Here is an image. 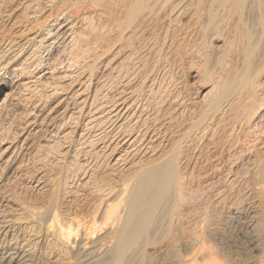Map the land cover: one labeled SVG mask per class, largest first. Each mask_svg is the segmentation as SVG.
<instances>
[{
	"label": "bare ground",
	"instance_id": "6f19581e",
	"mask_svg": "<svg viewBox=\"0 0 264 264\" xmlns=\"http://www.w3.org/2000/svg\"><path fill=\"white\" fill-rule=\"evenodd\" d=\"M5 1L10 4L14 0ZM59 1L61 2L21 0L19 2L22 8L25 7L28 11L24 14L26 19H12L9 12L0 28V61L5 65H14L11 83L13 90L38 91L46 100L57 98L51 111L43 115L34 107L23 115L17 126L8 130L7 134L5 132L6 135H1L2 131L0 133V264H40L42 258L49 260L51 264H59V260L62 263L63 260H73L64 262L68 264H136L138 244L142 247L160 244L164 239L177 259L172 260L171 256L170 264H199L198 260H205L203 264H239L217 261L212 256L214 253L210 251L211 247L209 249L205 245L209 239L203 228L189 231V235L187 230L188 239L185 238V230L182 228L180 231L179 225L177 226L179 223L175 222L178 218L172 212L177 201L184 195L182 190L186 183V188H189V183L184 180L186 173L183 168L193 160L197 148L196 145H187V142L194 144L195 141H198L199 147L209 156L208 171L218 173L215 176L216 183L212 179L211 183L207 182V175L203 176V186H207L208 191L210 184H217L219 187L218 191L211 194L212 198L210 194L207 195L216 205L227 197L224 188L231 186L233 190L238 181L236 173L233 176L229 169L223 174L225 165L233 166L238 159L248 157L250 148L262 150L254 160L251 159V164L256 165L255 174L250 178L248 173L243 174V179L249 183V189L243 195L245 200L251 195L254 200L252 204L256 207L264 203V148L257 146L258 143L264 144V128L261 125V118L264 117V89L260 90L263 86L259 85L262 83L257 79L260 74L264 76V48L257 55L254 52L260 47V41L264 42V0H73L69 5H59ZM47 5L49 8L44 10ZM80 6L86 10H80ZM9 10L13 11L12 8ZM188 13L195 19V24L201 23L202 29L206 31L210 27H217L220 22H227L228 18L233 20L234 16H237V21L246 19L249 22V18L255 17V21L251 23L252 28L259 25L260 32L257 30L259 34L256 36L255 32L247 30L245 33L250 41L246 46L243 44L245 48L241 66L233 64L235 68L233 67L229 76H219L212 80L208 90L202 95L199 93L200 104H206V108L191 118H186L185 123L178 122L174 126L169 121L166 125L156 113L153 114L149 109L147 112L143 110V103L152 88L146 85L148 75L144 77L142 84L139 83L141 86H138L136 51L139 50L140 41H145L144 33L161 38L163 45L167 41L172 44L179 40L185 42L189 26L182 23L172 25ZM93 23L96 26L94 29L100 30L98 35H104V40L99 38L101 42L98 39L100 44L95 46H92V34L85 38V28L91 26L93 29ZM54 24L55 27H52ZM108 32H113L111 37ZM254 35L256 38L253 42L251 37ZM81 41L84 43L83 47L82 44L78 47L83 48L84 59H80L82 56L65 57V50L79 45ZM29 46H34L38 52L35 61L31 60L30 54L25 56V49ZM111 51V58L107 63L103 62L99 75L94 77L96 61L106 58ZM17 60L20 63L13 64ZM130 60L134 69H128ZM256 90L259 92L256 93ZM9 94L12 95L5 92L0 102H5ZM254 97L260 101L259 113L250 111V115L247 109L254 107L248 103L249 99L254 103ZM172 101L184 103L177 97ZM37 104L40 102L37 101L34 106ZM60 104L64 107L59 113ZM53 108L56 110L52 111ZM231 109L232 112L239 110L244 118L246 110V123L242 124L243 117L240 119L237 116L225 120L224 115H228ZM254 110L256 111L255 108ZM181 111L184 112V109ZM58 113L62 121L56 122ZM183 114L180 112L178 115L183 117ZM79 123H82V127L78 126ZM106 124L110 125V130L103 133V126ZM48 129L50 133H44L43 141L35 146L44 158L35 157L36 160H33L34 155L27 158L29 150L36 144L34 140ZM78 131L79 143L76 149L72 147L76 151L70 165L77 174L73 178L74 182L68 179L67 186L61 188L57 180L58 183L53 185L54 178H47L44 173L47 166L41 161L48 160L46 158L50 154L59 161L60 155L66 154L62 142ZM30 140L32 142L29 143ZM231 152H235L237 158L231 160ZM81 154L83 160L80 159ZM181 160L183 167L180 166ZM204 161L207 163V160ZM99 171L110 174L108 181L99 182L106 178L100 177ZM123 173L131 174L129 183L122 181L125 176L124 174L122 177ZM18 185L21 187H17ZM61 191L62 201L65 203L62 206L59 205ZM204 191L206 192V188L200 190V195L202 192L204 196ZM40 192L49 196L48 205L43 202L37 205L33 193ZM231 193L236 198L240 192ZM76 201L78 203L73 206ZM210 202H207V207H210ZM207 207L205 208L208 209ZM194 216L189 215V221H192L195 229L200 221ZM166 224L169 226L165 228L167 233L171 230L169 237H166L167 233L163 229ZM180 241L181 250V247L176 248ZM36 246L41 247V250L36 252ZM161 247L159 245V249ZM140 252V256L145 259L146 251ZM142 258L140 263L146 264L148 261L145 263ZM262 263L264 251L259 260L245 264Z\"/></svg>",
	"mask_w": 264,
	"mask_h": 264
},
{
	"label": "rangeland",
	"instance_id": "374dc122",
	"mask_svg": "<svg viewBox=\"0 0 264 264\" xmlns=\"http://www.w3.org/2000/svg\"><path fill=\"white\" fill-rule=\"evenodd\" d=\"M19 1H21V0H16V1L14 0L10 4L9 3L7 4L5 0L4 1L0 0V28L2 26L3 20L7 18L6 16H7V14L9 12L11 13L10 15L12 16V19H19V20L23 19L22 21H24V19H26L24 17V14H25V11H26L24 9L25 7L22 8V4ZM70 1H73V0H63L64 3L61 0L62 4L59 1V5H66V4L69 5V4H71ZM57 5H58V3H57ZM10 8H12L13 11H10L9 10ZM47 8H49L48 5H47V7L44 10H46ZM79 9L83 10V11L86 10L84 7L82 8L81 6H80ZM21 11H23V12L21 13ZM27 12L28 11H26V13ZM20 16H23V17H20ZM236 19H238L237 16L236 17L234 16L233 20L232 19L229 20V18H228V19H226V21L229 24L227 22H225V21H224L225 23L224 22H220V25H221L222 28L220 27V25H218L217 27H215V26L210 27L209 31H208V29L206 31V30L202 29L203 25L201 23L199 25L195 24V19H192L191 18V13H188L187 15L183 16V18H179L178 22L175 21L176 23H173L172 26L177 25V23L178 24L182 23L183 25L186 24V25L189 26V31H187L189 34L186 32V36H185V39H184L185 42L183 40L182 41L179 40V41L174 42L173 44L167 41V43L163 45L162 41H161V38H158L157 36L153 37L150 33H144V35H143L144 37L143 38H145L146 42L144 40H143L144 43L140 41V44H143V45H140V44L138 45V49L139 50L136 51V57L137 58L135 59L136 65L138 64L137 65V69H138V86H141L140 84H142V80H144V77L147 76V75H148V80L150 82L154 80V82L149 83V81H148L146 83V85H150L151 86L152 90H151V92H149V95L146 97V99H145V101L143 103L144 112H147V111L150 110L153 114L156 113V116L163 123H165L166 125L170 121L171 122L170 124L175 126L176 123H178V122L185 123L186 122L185 121L186 118H191L192 116L195 115V113L197 114L199 111H201L202 109L206 108L205 107L206 104H200V101H199L200 98L199 97L206 90H208V88L212 84L211 83L212 80L214 81L219 76H221V77L222 76L223 77L229 76L231 71H232V69H233V67L235 68L236 64L238 66H241V64H242V60L241 59L243 57V50H244L245 46L247 45L248 41H250V39L249 40L247 39L248 37L246 36L245 32H247V30L250 31V32L251 31L255 32L256 34L255 33L254 34L256 36L260 32V26L259 25L256 24V26H253V28H252V24L251 23H252L253 20L255 21V17L253 19L249 18L250 22L247 21L246 19L244 21H237ZM233 22H234V24H233ZM240 23H242V24H240ZM224 24H226V25H224ZM55 25L56 24H54L52 27H55ZM93 25H94L93 26V29H94L96 27L95 23H93ZM223 25H224V27H223ZM191 26H193V27H191ZM250 26H251L252 29L250 28ZM90 27L91 26H88L87 29L85 28V30H87V31L84 30L86 32L85 38L89 37L92 34L90 36L92 38V40L90 38V40L92 42V46H95L96 44H100V42H101L100 39H102V41H103L104 40V38H103L104 35H101L102 37H100V35H98L100 30H97L98 31V33H97V31L95 29H94L95 30V32H94L92 27L91 28ZM214 29H215V31H214ZM233 29H234V31H233ZM191 30H193V32ZM108 33H109L108 36L111 37L112 36L111 33H113V32H108ZM95 34L98 36V38H97V36ZM153 35H156V33L153 34ZM255 35L253 37H251V38L252 39L256 38ZM1 36H2V33L0 32V37ZM181 36H182V34H181ZM243 36H245V37H243ZM81 37L84 38L83 35ZM149 37H150V39H149ZM228 37H230V38H228ZM96 39L97 40L99 39L100 42L98 40V42H99L98 43ZM154 39H156V41ZM254 41H255V39L253 40V42ZM229 42H230V44L232 46L229 44ZM260 43L261 44H259V45H260L261 48L258 46L259 49L257 48V50L254 51L256 53V55L261 53V51L263 52L262 48H264V42L260 41ZM80 44H82V46ZM83 44L84 43L81 41V42H79V45H77V46H75L73 48L71 47V49L65 50V57H67V58H78L79 57L80 58L82 56L83 58H80V59L81 60L84 59V55L85 54H84V52L82 50L83 48H81V47H83ZM78 46H81V47H78ZM79 48H80V50H79ZM25 50L27 52V53L25 52L26 53L25 56H27V54L28 55L30 54L31 60L35 61L36 58L38 57V52H37L36 49H34V46H29ZM258 50H260V51H258ZM195 53L197 55H195ZM255 53H253V54H255ZM71 54H72V56H71ZM82 54H84V55H82ZM111 54H112V51L109 54L106 55V58H103L102 60H97L96 61V64L94 65V71H95L94 72V77H97L99 75L98 71L100 69H102V66L104 65L103 62L107 63V61L111 58L110 57ZM205 55H207V56H205ZM256 55H254V56H256ZM238 59H240V60H238ZM131 61L132 60H130V62ZM17 63H20V61L17 60L13 64H17ZM228 63L230 65H228ZM233 64H235V65L233 66ZM143 65H145V66H143ZM13 66L14 65H9V64L5 65L4 63H2L0 61V101L3 98V94L5 92H10L12 94V95L9 94L10 96H8V98H7V100L5 102H3V103L0 102V133L2 131L3 134L1 133V135H3V136L7 134L8 130H10L11 128L17 126L19 124L20 120L22 119L23 115L25 113L29 112V110H32L34 107H36L39 110V112L44 115V114H46L45 112L51 111L50 108L54 107L56 105L55 103L57 101V98H55V97L54 98H50L49 100H46L45 98H43L42 93H40L38 91H23V90L20 91V90H17V89H15V91H14L13 90L14 86L11 85V83L13 81L12 80L13 79V76H12V74H13L12 73L13 72V70H12ZM132 66H133V63L131 62L129 64V68L128 69H131ZM205 66L207 67V70L205 69L206 68ZM227 67L229 68V70H228ZM219 68L220 69L222 68V69L220 70ZM132 69H134V68H132ZM211 73H212V75H211ZM208 77H209L210 81L208 80ZM259 77L260 78H257V79L260 81L259 83H262V84H259V85H262L264 87V76H263V74H262V76L260 74ZM152 85H153V87H152ZM263 87H260V90L264 89ZM155 88H157V90ZM148 89H149V86H148L147 90ZM11 90H13V91L11 92ZM143 91L144 92L146 91V87L143 89ZM200 91H202V92H200ZM252 91H253V89L250 92L252 93ZM258 92L259 91L256 90V93H258ZM199 93H201L200 96H199ZM176 97L179 98L180 101L183 100L184 103L178 104V102L175 103L174 101H172L173 98H176ZM254 99H255V97H254ZM37 101L40 102V104H37V106H34V105H36ZM198 101H199V104H198ZM251 101H253V100L249 99V103L248 104H251V105L253 104V107L256 109V111L254 110V108L250 109V110L247 109L249 111V114L250 115L252 113L258 114L259 113V109L258 108L260 106L259 105L260 101L257 100V98L255 99L254 103L253 102L251 103ZM248 104H247V106H249ZM58 107H59L58 112L60 113V111L62 110L64 105L60 104ZM151 108L153 110H151ZM183 109H184V112L181 111ZM234 109H237V108H234ZM54 110H56V108L52 109V111H54ZM238 111L237 110H233V112H232V109H231L230 111H228V115L225 113L226 114V115H224L225 120H227L226 118L230 119V117L231 118L232 117L235 118L236 116L238 118H240V117L242 118L243 116L241 115V113H239L240 111L239 112ZM250 111H252V113ZM178 112L179 113L182 112V114L184 113L183 117L179 116ZM236 112H238V113H236ZM59 113H58V116L55 119L56 122L58 120L62 121V119L59 117ZM189 114H191V115H189ZM232 114H234V115L232 116ZM246 114H247V112L245 110L244 111L245 118L244 117L242 118L243 119L242 120V124L246 123V120H248ZM180 118H182V120H179ZM261 125L264 128V117L261 118ZM78 126L82 127V123H79ZM109 126H110L109 124H106V126L105 125L103 126V133H108V131L110 130ZM104 128H105V130H104ZM49 131H50V129L46 130V132H42L41 135L36 140H34V143H36V144L33 145V147L29 150L30 153L27 155V158H29L31 155H34V159L33 160H36V158L37 159L38 158L42 159L41 157L44 158V156H42V152L37 150V148L35 146L38 145V142L41 143V141H43V139H44L43 138V134L44 133L45 134L46 133H50ZM5 132H6V134H5ZM79 134L80 133L78 131L72 137H69L65 142H62V144L64 145L63 146V151L66 150V152L64 151L66 154H63L65 156L60 155L59 161L57 160L58 162L56 161V159L51 157L52 154H50L46 158L48 160L41 161L42 163L44 162L46 164L45 166L51 168V170H49V168L45 167L46 170L44 171V173L46 174L47 178H49L51 176H52L51 178H54V179H52L53 180V182H52L53 185H56L59 182V184H60V186L62 188L64 186H67V182L70 179H71L70 181L73 180V182H74L73 178L76 177L77 174L74 173V171L72 169V166H70V165H71V163H73V157H74V154H75V151H76V150L74 151V148L76 149L78 147L77 144L79 143V141H78L79 140ZM218 135H220V137H221V134H218ZM70 139H72V140L70 141ZM31 140L29 141V143L32 142ZM20 141L18 143H20ZM197 143H198V141H195L194 144L190 143V142H187V145H189V146L196 145L198 149L196 148L195 157L193 158V160L189 163L188 166H185L183 168L185 173H186L184 175L186 177L184 179L185 183L188 182L190 185L188 184L189 188H186L187 187V183H186V187L184 186V188L182 190V192L184 194V195L183 194L182 195L184 197L183 196L180 197L181 199H179V201H177L175 209L172 212L173 215H175L178 218V220L175 221V222L179 223V224H177V226L179 225L178 228L180 229V231H181L182 228L185 230V232H184L185 235L184 236L187 239H188L187 236L190 234V232H192L193 230L195 231V230H200V229L203 228V231L205 232L207 239H209L206 242L205 245L207 247H209V249L211 247L210 251L212 253H214L212 256L217 261L225 262V263L226 262H228V263H231V262L233 263L234 262V263H239V264H245V263H250V262L252 263L255 260H259L260 257H261V254L264 251V205H263L264 203L261 204V205L258 204V207H256L255 204H252L254 200H252L253 198L251 197V195L249 196L250 198H246V200H245V196L244 195H246V194H244V193H247V189H249V185H248L249 183L245 182V179H243V174L245 172L248 173L249 174V178L253 175V173L255 174L256 165L255 164H253V165L251 164V162H252L251 159L254 160L253 158H256L257 155H260L262 150H258L257 148H254V149L250 148L251 151H250V154L248 155V157L244 156L243 157L244 159L243 158L238 159L237 162L235 163V165H233V166H229L231 164L225 165V167H224L225 169L221 166V168H223L222 169L223 174H225L226 172L231 170L232 174L236 173L235 175L237 176V180L238 181H237V184H236V186L234 187L233 190H231V186H228V187L224 188V190H226L224 192H226V194H227V197L225 199L226 201L224 200L223 202H221V203L216 205L213 202V200L211 199L212 198L211 194H213L215 191H218V189H219L218 185L217 184L216 185L210 184V186L208 187L209 191L207 189V186H203V185H205V183H204L205 182L204 181L205 180V178H204L205 175H207V179H209V181H207V182L211 183L212 181L214 182V180H215V183H216L215 176L218 173L214 172V171H211V170L208 171L209 167H210V165H209V163H210L209 162L210 161L209 156H208L207 153H205L206 152L205 150L202 151V148L199 147V143H198V145H197ZM260 144L261 143H258L257 146L261 147V149H263L264 148V144H262V145H260ZM66 147H68V148L66 149ZM72 147H74V148L72 149ZM197 153H198V155H196ZM226 155H227V152H226ZM231 155H232V157L230 158L231 160H233V158L234 159L237 158L236 157L237 154H235V152H231ZM233 155H234V157H233ZM61 156H62V158H61ZM81 156H80V159L83 160L84 157H83L82 154H81ZM197 156L199 158V159L197 158L198 160L196 159ZM203 156H205V158ZM224 158L226 159L227 157L224 156ZM247 158L250 159V160L248 159V161H250V162L247 161ZM194 159L196 160V162H195ZM182 160L184 161L185 158H183ZM182 160H181V165H180L181 167H183ZM204 160H207V163ZM52 162H53V165H52ZM191 164L193 165V167H192ZM207 164H208V167H207ZM192 169H193V171H192ZM205 172H206V174H205ZM103 173L106 174L104 171H99L98 175L100 174L101 175V176L99 175L100 177L104 176L107 179L103 178V179L99 180L100 183H103L104 182L103 180H107L108 181V179H109V175L110 174L109 175L108 174L104 175ZM124 174L125 173L122 174V177L124 176ZM234 174H233V176H234ZM126 175H129V174L126 173L124 178L123 179L121 178V179H122L123 182L126 181V183H129V181L131 179V177H130L131 174L128 176V178L126 177ZM200 175H202V178H201ZM188 176H189V178L190 177L191 178L189 179ZM125 177L128 180L125 179ZM197 177H198V179H197ZM65 179H67V180H65ZM211 179H212V181H211ZM57 180H58V182H57ZM48 185H49V187H51V184H48ZM201 186H202V188H201ZM17 187L20 188L21 186L18 185ZM205 188H206V192L204 191V196H203V193L201 192V195H202L201 196L200 195V190L201 191L205 190ZM189 189H191V190H189ZM231 191H234V192L237 191L238 193L240 192L239 195H240L241 198L239 197V195L236 198L234 196H232L234 194H232ZM188 192L191 193V194H188ZM186 193H187V196H186ZM33 194H34V197L37 199V205L38 206L41 205L42 202H43V204H47L48 205L49 202H47V201H48V197L49 196H47V193H46V195H45V192H42V193L40 192L39 194H37V193H33ZM207 195H209L211 198H209V196H207ZM59 197H60L59 198V200H60L59 201V205L62 206L63 203H64V200L62 201V199H63L62 191H61V193H59ZM206 197H208L209 199L206 198ZM241 200L242 201L245 200V201L242 203V202H240ZM207 202L208 203L210 202V204H211L210 207H207V206H209ZM77 203H78V201H76V203H74L73 206H75ZM113 203L115 204L116 202H113ZM222 204L224 205V207H222L223 206ZM64 205H65V203H64ZM213 205H215L217 208L215 206H213ZM219 205H221V206H219ZM240 205H241V207H240ZM205 207H207L208 209H206ZM220 207H222V208H220ZM225 207H226V209H225ZM195 210H197V211H195ZM185 213L188 214V215H186ZM183 214H185V217H184ZM189 215L191 217L195 215L197 217V220L199 219L198 221H200V223H198L197 226H195V229H194V225L192 224V221L191 222L189 221V219L191 218V217L189 218ZM202 221H203V223H201ZM200 224H203V226L200 225ZM167 227H169V226L166 224L165 227L163 228L164 231H166V233H167V230L165 228H167ZM174 228H175V226H174ZM187 230H188V235H187V232H186ZM170 231L167 233L166 237L171 236V232ZM172 236H173V234H172ZM182 241H184V240L182 239ZM179 243H181V241L177 243L178 246H176V248L178 249L179 247H181L179 249V250H181L182 246H179L180 245ZM158 244H151L149 246L147 245V246H143V247H142V245L138 244V248L139 249H138V258L136 259V264L137 263L139 264L140 261H141L140 258H142L140 256V253H141L140 250H142V252L146 251L145 252L146 254L144 253L145 254L144 256H145L146 260L144 258H142V261L144 260L145 263L148 261L146 264H148V263H159V262L160 263L162 262L163 264H164V262H166L165 264H170L171 263V259H170L171 256H172V260H177L174 257L173 249L170 248L171 246L170 245L166 246L167 245L166 239L162 240L161 243L159 244V245H162V247H161L162 249L161 248L159 249V245ZM163 244L165 245L166 248L164 247ZM36 247H34V248L37 249L36 252L41 250V247H39V246H36ZM167 250H169V251L172 250V252L171 251L169 252ZM215 252H217V253H215ZM157 253H158V255L159 254H161V255L158 256ZM215 254H216V256H215ZM217 254H218L219 257L217 256ZM149 259H151L150 262H149ZM163 260H164V262H163ZM168 260H169V263H167ZM68 261L71 262L73 260H63V263H62V260H59V262L62 263V264H68L69 263ZM201 261H203V260H201ZM201 261L198 260V263L201 264ZM204 261L202 262V264L204 263ZM64 262H68V263H64ZM39 263L40 264H51V262L49 260L45 259V258H42ZM189 263L190 262H188L187 264H189ZM262 264H264V263H262Z\"/></svg>",
	"mask_w": 264,
	"mask_h": 264
}]
</instances>
